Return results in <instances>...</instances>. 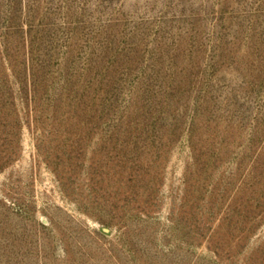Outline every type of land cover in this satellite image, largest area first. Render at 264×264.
<instances>
[{
	"label": "rangeland",
	"instance_id": "374dc122",
	"mask_svg": "<svg viewBox=\"0 0 264 264\" xmlns=\"http://www.w3.org/2000/svg\"><path fill=\"white\" fill-rule=\"evenodd\" d=\"M0 264H264V0H0Z\"/></svg>",
	"mask_w": 264,
	"mask_h": 264
}]
</instances>
